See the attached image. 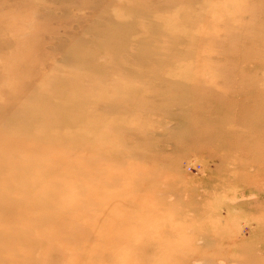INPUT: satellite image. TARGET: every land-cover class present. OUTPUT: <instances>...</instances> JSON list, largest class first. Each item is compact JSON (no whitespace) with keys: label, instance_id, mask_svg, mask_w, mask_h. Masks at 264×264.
<instances>
[{"label":"rangeland","instance_id":"rangeland-1","mask_svg":"<svg viewBox=\"0 0 264 264\" xmlns=\"http://www.w3.org/2000/svg\"><path fill=\"white\" fill-rule=\"evenodd\" d=\"M8 136L0 264H264V0H0ZM122 172L114 218L53 193L120 197Z\"/></svg>","mask_w":264,"mask_h":264},{"label":"bare ground","instance_id":"bare-ground-1","mask_svg":"<svg viewBox=\"0 0 264 264\" xmlns=\"http://www.w3.org/2000/svg\"><path fill=\"white\" fill-rule=\"evenodd\" d=\"M211 60V59H210ZM26 120L28 121L29 118H26ZM26 121V122H27ZM34 119H32L30 121L33 122ZM15 127V125H14ZM3 140L5 141L3 144H2V150H1V153H0V165H2L3 163H6L9 161H11V159L13 160L14 163L18 162V159H20V154H23V152H21V150L17 149V148H12V144L14 142H17L19 140H23L20 139V137H5L3 138ZM212 151V150H211ZM28 153V152H27ZM212 154H214L212 152ZM55 161V160H54ZM139 160L137 159L136 163L135 164H138ZM50 168V165L47 164L44 166V169H49ZM154 174V171H150V172H147L146 175L147 176H151ZM145 175V176H146ZM9 176V175H8ZM141 177L142 179L145 177ZM118 178L121 179V181L123 182H126V187H124L123 189H121L119 191V196L120 197H110L109 200L108 198L105 197V195L103 194H100L97 190H94V191H90V192H80L78 190V187L76 186L75 188H66V184L65 183H59L58 185L60 187H56V189H54L55 191H53V193L55 194V197H65L68 201L67 205L69 207H74V206H78V205H84V204H88L89 203V199L92 198L95 205H99L101 207H106L108 208L109 210V216L114 218L113 217V212L114 211H118L119 209H121L122 207H118V206H115L113 205L114 203V199L118 200V201H122L124 198L125 199H129L130 203H132V201L135 199V194L137 192V189L139 188L138 183L136 182H133L132 183V180L135 178L137 179V177H135V174L134 172L133 173H129L128 175H126V172H122V173H119L118 174ZM23 180H26L24 179V177H22ZM19 180L20 178H18L16 180V188L18 187V184H19ZM97 180V177L95 175H92V174H85V185H88V183L90 181H96ZM37 182V181H35ZM31 184V183H30ZM161 184V183H160ZM91 185H94V184H91ZM32 186V184H31ZM166 186V185H165ZM28 188H26L24 191L22 192H25L27 191ZM49 189H52L51 186H48L47 187V190ZM43 191V190H42ZM112 194H115V193H112ZM17 195V194H16ZM10 197H11V193L7 192L5 190V188L0 192V200H5V201H8L10 202ZM114 198V199H113ZM185 199V198H184ZM97 201V202H95ZM19 201H15L14 203L16 204V206H19V207H22L21 209H24L26 204L23 202L22 200V203L25 204L24 206H20L18 204ZM4 207H7V205H4ZM27 208V207H26ZM0 209H1V206H0ZM20 209V210H21ZM47 218H50L52 219V221L54 222V218L51 217L50 215L46 218H42L41 222L45 221ZM117 218V217H116ZM116 222H109L110 224L112 225H115L116 223L119 225V228L118 229H113L112 233H111V236L109 237V240L110 239H115L116 241L115 242H110V244L112 245V247L116 246V243L120 240H123V239H126L128 238V236L130 237H134V238H137V234H136V228H135V225H131V228L129 230H123L124 229V221H122L121 219L118 220V219H115ZM60 222H61V218H60ZM99 228V227H97ZM42 236H45L43 237V240L45 241L47 239L46 235L47 234H41ZM146 242V240L140 238V239H136L135 240V244H134V247H136L138 244L142 245V242ZM38 243L42 244V238H39V241ZM137 244V245H136ZM133 248V247H132ZM135 249H138V248H135ZM134 250L131 249V252L132 253H136L135 251L133 252ZM84 253V250H80L79 253L77 254V257L76 258H73V256L71 257H68V260L66 259L65 261V258H64V264H78L79 263V257ZM114 257L118 258V259H121L123 257L121 256H118L116 255V253H111ZM10 259H11V263L15 264L18 259L15 257V256H10ZM48 261L50 262L51 260L48 259ZM59 262L63 263L61 260H59ZM94 264V262L92 263Z\"/></svg>","mask_w":264,"mask_h":264}]
</instances>
